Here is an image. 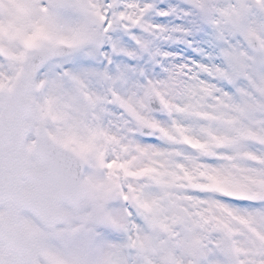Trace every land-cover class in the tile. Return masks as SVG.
Instances as JSON below:
<instances>
[{
    "label": "snow or ice",
    "instance_id": "obj_1",
    "mask_svg": "<svg viewBox=\"0 0 264 264\" xmlns=\"http://www.w3.org/2000/svg\"><path fill=\"white\" fill-rule=\"evenodd\" d=\"M0 264H264V0H0Z\"/></svg>",
    "mask_w": 264,
    "mask_h": 264
}]
</instances>
